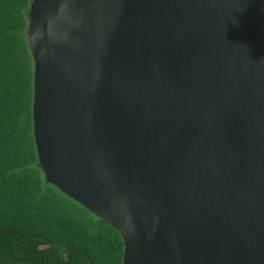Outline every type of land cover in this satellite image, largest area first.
<instances>
[{"label": "water", "instance_id": "1", "mask_svg": "<svg viewBox=\"0 0 264 264\" xmlns=\"http://www.w3.org/2000/svg\"><path fill=\"white\" fill-rule=\"evenodd\" d=\"M46 183L123 264H264V0H33Z\"/></svg>", "mask_w": 264, "mask_h": 264}, {"label": "trees", "instance_id": "2", "mask_svg": "<svg viewBox=\"0 0 264 264\" xmlns=\"http://www.w3.org/2000/svg\"><path fill=\"white\" fill-rule=\"evenodd\" d=\"M33 0H0V264H123L120 233L51 184L33 137Z\"/></svg>", "mask_w": 264, "mask_h": 264}]
</instances>
